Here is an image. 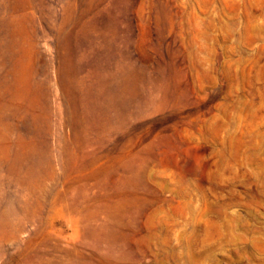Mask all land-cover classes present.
I'll use <instances>...</instances> for the list:
<instances>
[{"label": "rangeland", "instance_id": "1", "mask_svg": "<svg viewBox=\"0 0 264 264\" xmlns=\"http://www.w3.org/2000/svg\"><path fill=\"white\" fill-rule=\"evenodd\" d=\"M0 264H264V0H0Z\"/></svg>", "mask_w": 264, "mask_h": 264}]
</instances>
